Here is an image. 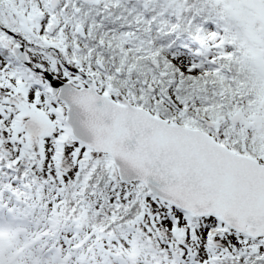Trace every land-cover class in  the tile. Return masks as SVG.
<instances>
[{
	"label": "snow or ice",
	"instance_id": "1",
	"mask_svg": "<svg viewBox=\"0 0 264 264\" xmlns=\"http://www.w3.org/2000/svg\"><path fill=\"white\" fill-rule=\"evenodd\" d=\"M0 264H264V0H0Z\"/></svg>",
	"mask_w": 264,
	"mask_h": 264
}]
</instances>
